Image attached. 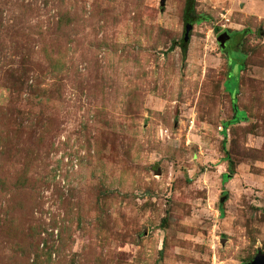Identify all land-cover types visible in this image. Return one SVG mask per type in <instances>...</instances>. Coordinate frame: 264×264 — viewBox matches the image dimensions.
I'll use <instances>...</instances> for the list:
<instances>
[{
  "label": "rangeland",
  "instance_id": "obj_1",
  "mask_svg": "<svg viewBox=\"0 0 264 264\" xmlns=\"http://www.w3.org/2000/svg\"><path fill=\"white\" fill-rule=\"evenodd\" d=\"M159 2L0 0V264L264 252V0Z\"/></svg>",
  "mask_w": 264,
  "mask_h": 264
},
{
  "label": "trees",
  "instance_id": "obj_2",
  "mask_svg": "<svg viewBox=\"0 0 264 264\" xmlns=\"http://www.w3.org/2000/svg\"><path fill=\"white\" fill-rule=\"evenodd\" d=\"M193 5H194V0H184L182 17H183L185 23L186 22H189L191 24L192 23H200L206 19L205 16L197 15L194 13ZM181 48H182V50H184V44L181 45ZM234 64L238 65L239 70L241 69V67H242L241 64H236L235 62H234ZM235 87H236V80H235V86L233 87V93H232V90H231V92H229L232 96H234V94H236ZM225 89L227 90V88H225ZM232 113H233L232 117L229 119V121L224 123L226 126L230 125V124L238 123L239 121L244 119V114L242 112L237 111L235 104H234V100H232ZM226 126L223 128V132H224ZM227 177H228V175H223V180H225Z\"/></svg>",
  "mask_w": 264,
  "mask_h": 264
},
{
  "label": "water",
  "instance_id": "obj_3",
  "mask_svg": "<svg viewBox=\"0 0 264 264\" xmlns=\"http://www.w3.org/2000/svg\"><path fill=\"white\" fill-rule=\"evenodd\" d=\"M164 0H160V4H163ZM192 24L189 22L185 23L184 26V34H183V40L186 41L189 37V32L191 30ZM229 39V34L226 31H222L217 35V42L219 43V46L223 49L224 43ZM222 202V200H220ZM243 264H264V252H257L255 256L252 258L251 261L243 263Z\"/></svg>",
  "mask_w": 264,
  "mask_h": 264
},
{
  "label": "flooded vegetation",
  "instance_id": "obj_4",
  "mask_svg": "<svg viewBox=\"0 0 264 264\" xmlns=\"http://www.w3.org/2000/svg\"><path fill=\"white\" fill-rule=\"evenodd\" d=\"M232 37L230 36V34H229V39L224 43V49L223 50H227V44H228V42L230 41V39H231Z\"/></svg>",
  "mask_w": 264,
  "mask_h": 264
}]
</instances>
